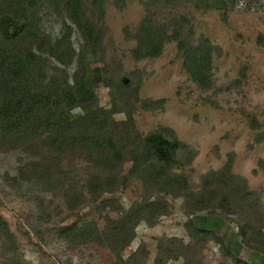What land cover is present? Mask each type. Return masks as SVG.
<instances>
[{
  "label": "rangeland",
  "instance_id": "1",
  "mask_svg": "<svg viewBox=\"0 0 264 264\" xmlns=\"http://www.w3.org/2000/svg\"><path fill=\"white\" fill-rule=\"evenodd\" d=\"M86 14L100 35V46L83 49L74 28L69 44L77 55L84 50L95 103L67 116L108 118L121 131L124 161L111 187L114 192L93 202L88 186L102 167L82 145L54 152L45 144L46 135L24 144L0 143V216L17 249L9 254L11 246L0 237V264H120L109 246L80 240L63 229L95 224L106 239L107 218L118 220L121 209L155 200L163 202L166 214L152 227L137 225L134 240L119 255L123 262L144 246L146 258L140 254L130 264H155L157 259L164 264H264V255L239 237L245 221L264 236V0H105L102 14L86 0ZM145 18L165 25L169 33L179 30L193 45L207 39L217 48L209 91L190 79L175 43L167 44L160 57L133 58L136 43L130 35ZM39 19L45 35L52 40L62 36V12L42 9ZM50 66L49 75L57 73L70 83L78 68L76 58L66 66L51 60ZM164 128L196 152L190 166L172 169L192 191L199 190L201 175L221 170L232 155V174L245 179L251 193H261L257 211L232 209L236 215L227 216L214 211L217 202L206 197L203 211L196 213V206L170 188L153 189L137 178L131 132L146 136ZM259 135L261 143L256 142ZM35 162L50 170V178L33 176L27 167ZM190 222L213 238L193 240ZM167 250L177 258L166 259Z\"/></svg>",
  "mask_w": 264,
  "mask_h": 264
},
{
  "label": "trees",
  "instance_id": "2",
  "mask_svg": "<svg viewBox=\"0 0 264 264\" xmlns=\"http://www.w3.org/2000/svg\"><path fill=\"white\" fill-rule=\"evenodd\" d=\"M87 2L102 14L105 0ZM123 2L116 0L117 4ZM42 9L64 14L66 20L60 38L52 40L41 31L39 15ZM73 28L83 40V49H98L101 38L86 14V0H0V143L24 144L46 135L45 144L54 152L72 145L87 148L102 167L87 191L93 202H97L104 194L114 192L111 187L118 180L124 161L123 135L118 128H113L117 125L108 118L71 120L67 116V112L85 109L95 103L85 68L84 50L77 55L69 44ZM130 36L136 43L133 58L137 61L160 57L167 44L175 43L190 79L201 91L212 88V55L217 48L209 40L202 39L193 45L183 39L179 30L169 33L165 25L149 18H145ZM75 58L78 68L72 83L57 73L49 75L51 60L66 66ZM130 138L133 173L150 188H170L175 196H182L187 203L196 206V213L203 211L205 202L213 200L217 202L213 210L227 216L236 215L230 213L232 209H243L249 214L257 211L261 193H251L246 180L232 174V155L221 170L201 175L200 188L194 192L181 173L172 172L173 168L181 170L190 166L196 157V152L182 144L174 131L164 128L146 136L133 131ZM262 141L263 136H257L256 142ZM27 168L33 176H51L42 163H31ZM216 192L218 197H211ZM163 205L162 201L155 200L135 204L128 210L121 209L118 220L107 218L110 232L106 239L101 237L95 224L79 229L72 226L63 232L72 233L86 242L107 245L118 254L120 264H130L138 256L142 255L143 260L146 258L144 246L139 247L128 262H123L119 255L134 240L140 222L152 227L166 214ZM187 228L193 232L189 235L195 241L198 236L206 240L208 236L213 238L211 233L196 229L191 222ZM0 237L9 243L8 253L14 256L17 253L16 238L1 216ZM239 237L245 246L264 255V236L249 221L240 224ZM176 256L171 251L165 254L169 260ZM155 264H164V261L157 259Z\"/></svg>",
  "mask_w": 264,
  "mask_h": 264
}]
</instances>
